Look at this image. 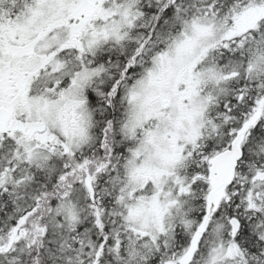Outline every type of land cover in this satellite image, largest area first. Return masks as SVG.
I'll use <instances>...</instances> for the list:
<instances>
[{
  "label": "snow or ice",
  "instance_id": "1",
  "mask_svg": "<svg viewBox=\"0 0 264 264\" xmlns=\"http://www.w3.org/2000/svg\"><path fill=\"white\" fill-rule=\"evenodd\" d=\"M0 264H264V0H0Z\"/></svg>",
  "mask_w": 264,
  "mask_h": 264
}]
</instances>
